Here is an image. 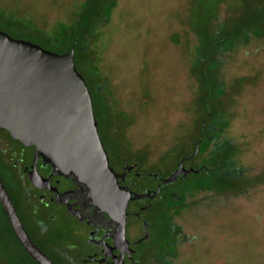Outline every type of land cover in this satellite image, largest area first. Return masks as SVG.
Returning a JSON list of instances; mask_svg holds the SVG:
<instances>
[{"label": "rangeland", "instance_id": "rangeland-1", "mask_svg": "<svg viewBox=\"0 0 264 264\" xmlns=\"http://www.w3.org/2000/svg\"><path fill=\"white\" fill-rule=\"evenodd\" d=\"M0 17L13 38L56 53L46 40L86 23L98 80L119 104L99 108L116 167L137 162L168 177L197 149L199 117L213 113L226 127L215 135L229 149L227 176L197 172L166 189L192 193L182 198L200 242L182 264H264V0H0ZM201 154L187 166L207 163ZM201 180L207 191H197ZM163 209L148 219L162 221Z\"/></svg>", "mask_w": 264, "mask_h": 264}, {"label": "flooded vegetation", "instance_id": "flooded-vegetation-1", "mask_svg": "<svg viewBox=\"0 0 264 264\" xmlns=\"http://www.w3.org/2000/svg\"><path fill=\"white\" fill-rule=\"evenodd\" d=\"M99 132L120 186L132 197H142L129 201L121 222L90 204L81 184L54 173L42 158L34 163L35 147H26L0 127V178L28 235L55 264H182L200 239L192 215L185 214L192 205L174 198L179 194L176 190H166L173 183L161 185L172 173L161 178L141 171L139 163L131 161L116 167L100 124ZM185 162V169L193 170L190 174L203 165L187 166ZM148 178L154 182L149 183ZM172 199L179 204L170 209L167 205ZM161 207L166 212L162 221L148 219V213ZM0 264H38L19 241L1 200Z\"/></svg>", "mask_w": 264, "mask_h": 264}, {"label": "water", "instance_id": "water-1", "mask_svg": "<svg viewBox=\"0 0 264 264\" xmlns=\"http://www.w3.org/2000/svg\"><path fill=\"white\" fill-rule=\"evenodd\" d=\"M74 54V49L52 52L0 29V127L26 147H35L34 163L42 158L54 173L81 184L90 204L121 222L129 201L142 197H132L119 184L99 132L92 94ZM198 149L199 144L161 185L186 178L193 170L185 169L184 162ZM31 180L38 185L35 177ZM0 200L34 261L55 264L28 235L1 178Z\"/></svg>", "mask_w": 264, "mask_h": 264}, {"label": "trees", "instance_id": "trees-1", "mask_svg": "<svg viewBox=\"0 0 264 264\" xmlns=\"http://www.w3.org/2000/svg\"><path fill=\"white\" fill-rule=\"evenodd\" d=\"M86 16H87L86 19H88L87 13H86ZM81 20H82V18L79 21L76 20V23H77L76 28L75 27L73 29L72 28H70V29L65 28V30H63V33L59 37L53 38V39H56V42H53L50 39L49 40L47 39L46 44L55 45V47L58 50H61V52H59L60 54L68 53L72 49L75 50L74 57H75L76 67L87 81L88 87L90 89V92H91L92 98H93L95 115H96V118L98 120V123L101 126V121L99 118V112H100V116H101L102 112H101V109L99 110V108L100 107L107 108L110 105L118 108L119 104L118 103L116 104L115 102H113L111 100V97L107 95V92H105V90H107V88L109 86L107 81L104 79L98 80L99 77L97 74L99 72V69L97 67L96 61L90 55L92 49L90 47L91 41L89 40V38L86 35L87 34L86 23H82ZM1 21L2 20L0 19V24H1ZM9 26L10 25L8 24V27ZM21 33L25 35V32H21ZM222 44L223 43L221 41H219L215 44V46H219V48H221L220 46H222ZM223 52H224L223 50H220L218 57H220L219 55H221V53H223ZM215 59L217 60L216 64L218 65V58L215 57ZM86 66H87V70L89 71L87 76L85 74H83V72L80 69L82 67L86 68ZM204 81L202 83H204ZM202 83L200 84V90H201L200 94L203 96V92L201 89ZM202 96L200 97V100H201ZM107 114H108V111H107V109H105L102 113V116L105 117V115H107ZM212 116H213V113L206 112L203 116L199 117V123H198L199 133H198L197 138L193 141V144H195V146L197 143H199V149H198L197 155L190 158V159L197 158L198 155L201 154V150H203L201 155H202V158L207 161V163H204L202 166H200L201 165L200 164L199 165L200 171H197V172L203 173L208 177L209 174H206L205 172H208L209 170H216L219 176L226 177L227 174L225 173V168H227L226 165L229 164L227 162V159H226L227 158L226 154H227L229 149H227V144H225V143L223 144V143L219 142L218 138L215 135V133L218 131L221 133H224L226 127L224 124H223V126H221V128L218 127V125H216V122L218 120L213 119ZM211 119H213V121H212V123H209V121H211ZM111 131L112 132L109 133V135H111V138L112 137H113V139L117 138L116 136L118 135V131H116L114 129ZM195 149L196 148L194 147L192 152L185 154L181 157H184V158L190 157L195 152ZM190 159H188V160H190ZM205 166H206V168H205L206 170H204ZM192 174H194V173H192ZM188 176L186 178H181L182 181L187 180ZM220 181L225 182V180H223V179H221ZM196 183L198 184L197 191H207L203 185V183H204L203 180L198 181ZM187 187L188 186H183L181 188V194H178V196H176L174 198H176V199L179 198V199L183 200V198H182L183 194H185L186 196L187 195L192 196L191 189L190 188L188 189ZM170 202L171 203H168V205H167L168 208H170V209H173L174 207H176L179 204L178 202L176 203L174 200L170 201ZM180 203H182V202H180Z\"/></svg>", "mask_w": 264, "mask_h": 264}]
</instances>
